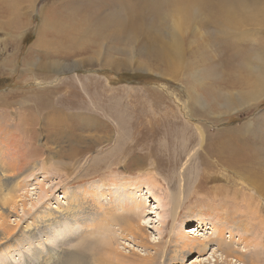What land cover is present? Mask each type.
Returning <instances> with one entry per match:
<instances>
[{
    "label": "rangeland",
    "instance_id": "obj_1",
    "mask_svg": "<svg viewBox=\"0 0 264 264\" xmlns=\"http://www.w3.org/2000/svg\"><path fill=\"white\" fill-rule=\"evenodd\" d=\"M5 1L0 0V113L5 114L0 115V124L16 126L28 120L33 105L56 84L63 94L70 80L76 91V97H68V105L54 98L58 111L55 120L66 117L63 113L58 118L60 111H68V127L46 119L47 110L41 108L37 122L35 117L30 123L26 121L27 131L37 129L31 131L35 138L30 139V134L24 137V144L26 138L30 139L39 151L29 156V165L17 178L21 187L14 194L27 203L29 213L37 214L57 205L65 208L73 191L87 194L86 197L90 192L101 212L96 218L91 215L70 220L60 216L49 235L62 238L67 234L72 238V233H76L75 237L90 233L86 223L107 221L102 213L108 206L128 202L139 206L129 204V210L118 208L116 214L143 221L149 240L169 242L179 227L182 232L195 231L197 214L204 210L198 203H212L213 199L223 204L226 200L219 189L231 188L235 195L229 202L235 203V224L253 225L248 234L251 244L241 243L235 233H225V239L232 242L229 246L246 251L245 258L255 261L250 255L258 252L264 264V94L262 91L260 97L253 98L259 88L249 81L253 78L247 68H254L258 58L264 56V0H36L35 5L30 0L33 8L25 6L27 0L15 11L7 7L9 0ZM71 10L81 15L89 12L91 24L76 25ZM227 10L241 20L246 12L250 19L236 29L224 17ZM254 10H258V15L252 13ZM243 29H249V34L240 38L238 33ZM64 60L68 67L42 70L43 62L65 63ZM89 85H94L93 89ZM83 88L89 89L88 97ZM105 89H109L105 96H111L106 102L109 114L102 108L105 101L97 99V91ZM116 99L120 109L114 105ZM4 100L9 105L3 106ZM115 112L119 119L116 114L113 117ZM82 113L91 114L92 121L84 123ZM197 127L203 135L202 144ZM153 137L173 141L153 147ZM215 140L222 145L215 144ZM215 145H220L221 151ZM25 148L23 151L27 152ZM233 152L240 156L232 157L229 164L222 160V156L231 157ZM141 159L143 166L133 164ZM249 181L263 188V192L259 194ZM172 191H181L182 204L174 221L167 203ZM35 201L40 202L37 209H30ZM248 204L255 209L253 216L248 214ZM21 208L18 207V215L30 221L32 214L23 215ZM228 208L233 209V204ZM189 214L191 218H187ZM16 219L15 214H9L11 224ZM186 219L191 222L185 224ZM203 220L205 225L194 235L198 232L201 239H210L214 230L208 219ZM106 225L95 228L99 232L97 241L111 236L121 251L133 249L138 255L146 254L120 232L118 224ZM38 236L33 248L40 244L38 247L45 252L44 244L52 245V239ZM167 248L169 252L170 246ZM100 253L107 260V252ZM210 253L211 249L203 256L194 255L183 264L202 263ZM9 259L21 261L22 255L14 252ZM156 262L162 264V258Z\"/></svg>",
    "mask_w": 264,
    "mask_h": 264
},
{
    "label": "bare ground",
    "instance_id": "obj_2",
    "mask_svg": "<svg viewBox=\"0 0 264 264\" xmlns=\"http://www.w3.org/2000/svg\"><path fill=\"white\" fill-rule=\"evenodd\" d=\"M26 1L27 0H9V2L7 4L8 5L7 7H10V8H12L15 11L17 5L21 4V6H22V4H25ZM33 1H34V5H35L36 0H33ZM32 3L33 2H31L29 0V2L27 4H25V6L27 7V5H28L29 7L33 8L34 5ZM257 4H258V1H257ZM260 4H261V2H260ZM136 5H137V3H136ZM133 6H134V4H133ZM248 6H250V5H248ZM248 6H247V9L249 10L250 7H248ZM26 7H25V9H26ZM130 7H131V5H130ZM221 7L222 6L220 5L219 6V10L220 11H222ZM131 9H132V7H131ZM133 9H134V7H133ZM251 9H252V7H251ZM243 10H245V9H243ZM229 11L227 10L226 12H224L225 13L224 17H226L227 23L228 22L230 23L229 26L236 27V29H241L243 27L244 23L247 22V20L250 19V15H248L246 12H244L242 14L243 17H242V20H241V19L236 18L235 15L234 16L231 15L233 13H231ZM71 12H72V16L75 17L76 25L78 23H80V26H82L84 23H87V22L90 23L93 20L91 14L88 15L89 12H87V14H85V15H81V13L78 12L77 10H71L70 13ZM129 13H131V12H129ZM252 13L258 15V10H254ZM115 15L116 14H114L113 16L115 17ZM132 16H133V13H132ZM122 17H121V19H122ZM126 17H129V16H126ZM260 22L261 21H259V23ZM175 25H177V23H175ZM80 26H78V27H80ZM130 27H131V25H130ZM115 28H118V27H115ZM241 32L242 33H238V37L243 38L244 35L246 36L247 34H249V29L248 30L247 29H243V30H241ZM121 34L124 35V33H121ZM126 35H128V33H126ZM172 36H175V34L172 33ZM3 62L5 64V61H3ZM39 62H40V60H39ZM27 66H28V64H27ZM68 66H69V64L67 65L66 61H65V63H60L58 61L57 62H47L46 61V62H43V64H42V70H43V68L50 69L52 67V69H55L57 71V70H61L62 68L68 67ZM247 68L249 70H251L252 78H253L252 81L250 80V78H248L249 81L253 85H256V86L258 85L257 88H259L258 89L259 91H258V93L256 95H255V93H253L254 94L253 98H258V97L261 96L260 92L263 91V94H264V56L261 55V57L258 58V62H257L256 66L254 68H252L250 65H247ZM30 72H32V71H30ZM245 73L247 74V72H245ZM242 78H244V77H242ZM56 80H57V78H56ZM73 86L74 85H73V83L70 80L67 81V89H64L63 90L64 93L61 94L62 90H60L59 89L60 86H57V84H56V86H54L53 88H51L47 92L45 91L46 93L41 98V100L39 99L40 101H37L33 105V107H32L33 110H31L32 108L28 109L29 111L31 110L30 111L31 115L28 116V120H23L21 123H19L16 126L9 125L7 123H3V124L1 123L0 124V264H158L156 262V260H158V258H162V264H183V263H185V261H187L189 258H191L194 255H197L198 257L203 256L205 253H207V251L209 249H211V253L209 254V257L207 259H205L204 261L202 260L203 261L202 263L199 262V264H259L257 262H260V264H261V257H259L257 255L258 252L253 251V255L256 252L255 255L254 256L250 255L251 257H253L255 259V261L252 258H245V255H246L245 252L246 251H239L238 249H235L232 246H229V245H231L232 242L225 239V233H229L231 236H234V233H235L237 236H239L238 240H240L241 243L248 244V245L251 244L250 243L251 239L248 236V234H249V231H250L249 227H253V225L251 224V226L249 225V226L245 227L244 225L241 226V225H238V224L236 225L235 224L236 223V218H235L236 211L234 209L235 208V203H234V201L233 202L232 201L229 202V199H231V198L234 199L233 196L235 195V193L233 192V190L231 188H220L219 189V192L223 190V192H221L223 194V195H221V197L224 198V200H226V202H224L223 204L222 203H216L213 199L211 200L212 203L211 202L205 203L204 199H202V200H204L203 203H198L200 206H204V210L199 211L198 214H197L200 219L198 218L197 221H196L197 222V228L195 229V231H198V230L201 231L203 224L205 225V221L203 219H208L210 221V224L212 225L213 230H214V236L212 238H210V239L209 238L208 239H203V238L201 239L198 236V232L194 235V232H195L194 230L185 232L184 229H183V232H182V230L179 227V228H177L178 229L177 233L174 234V236L172 235L173 236L171 238L172 240H170L169 242L151 241V240H149L148 235H146V233H145V227L143 225V221H141L142 223L139 220L137 221V219L135 221L134 220L135 219L134 216H133L134 219H131L133 217H124L123 214L119 213L121 215V217H120V215L116 214V211H117L118 208H122L125 211L129 210L130 209L129 204L131 205V207L139 206L137 203H128V202H126L124 204H120L119 203L120 206H119V204H117V206L115 205L116 207L111 203L112 206H114L115 208H113L112 206H110V208L108 206V209L105 208L107 210H104L102 215H103V217L107 218V221L102 222V220L100 219L101 222L98 221L95 224H91V223H93V221L91 223H86L87 228H91V232L90 233L87 232L86 234H83L82 236L80 235V237H75L74 234H76V233H72L71 234V235H73L72 238L75 237L73 240H72V238L67 237L68 236L67 234L64 235V237H62V238H59L58 235H56V236L49 235V232L52 229L55 228L54 226H56L57 223H59V220L61 218L60 216L66 218V219L68 218L70 220H75L77 217H84V216L85 217H87V216L90 217L91 215L94 218H96V216H98V214L101 213V212H98V210H97V207H99V205L93 201L91 196H89V195H91L90 192H89L88 196L86 197L87 194L83 193L82 195H77V194H75L76 192L73 191L72 195L70 196V199H68V201L66 203L67 206L65 208H63V206H61V205H57L55 207H52L53 209L50 208V210L38 211L37 214H35L36 211H34L33 214L29 213L30 211H29V209L27 207L28 206L27 203H25L24 201H21V199H19L21 197H18L17 195L14 194V191L17 189V187H21L20 186L21 184H20V182H18L19 180H17V178L21 174L22 170L29 165V156L33 155L34 153L39 151V150H37V151L35 150V148L33 147L34 142L32 143V141L30 140L35 134V133L31 132V131H35L37 128L35 130H31V129L29 130V128H31V127H29L28 128L29 131H27L26 130L27 127L25 126L26 121L28 123H30V122H32L34 120V117H35L36 118L35 121L37 122L38 121L37 116L39 115V114L37 115V113H38L39 110L42 109V110H47L46 113H45V118L46 119L49 117L52 122H55L56 124L60 123L61 125L63 123H65V124H67V127H68V123L70 122V119H68V116H67L68 111H60L61 114L58 115V118L63 113L66 114V117L64 119H62V120H58V119L55 120L56 114H57L58 111L55 110L56 106H55V101H54L55 99L54 98L56 96V98L62 99L63 102H65V104L68 105L67 103H70V102L67 101L68 97H70V99H73L74 97H76V91H74L75 89L73 88ZM89 86H90L89 88H91V89H93V87H94V85L93 86L89 85ZM88 90H89L88 88H83V92L86 95L87 94L89 95ZM108 90L109 89H105L102 92L97 91V94H98L97 99L105 101V102L103 101L104 103H103L102 108L104 109L103 111H105V112H107L109 114L108 109H106L107 108L106 102L108 101V98L111 97V96H109V95L105 96L107 94ZM253 91H251V92H253ZM17 92H19V91H17ZM35 92H37V91H35ZM245 92H246V90H245ZM245 94H244V97H245ZM27 95H29V94H27ZM41 95H42V92L40 94V97H41ZM88 95L86 97H88ZM112 95H116V94L112 93ZM83 97H85V96H83ZM4 101L5 102L2 101V103H3L2 105L3 106L9 105V102H7L6 100H4ZM8 101H9V99H8ZM239 101H240V99H239ZM31 102L33 103V101H31ZM239 103H241V102H239ZM76 105H77V103H76ZM114 105L118 108L119 105H120V102H118V100H117V102H114ZM122 105L123 104H121V107H122ZM231 106H233V104ZM22 108H24V107H22ZM93 108H94V106H93ZM201 108H202V106L200 107V109ZM225 108H227V107H225ZM119 109H120V107H119ZM195 110H196V108H195ZM149 111L147 113L148 116H149ZM192 111H194V109ZM2 114L5 115L4 113H0V115H2ZM20 114H22V113H20ZM32 114H35V115L33 116ZM115 114L117 115V118L119 119V113L115 112L113 117H115ZM193 114H194V112H193ZM73 115H75L74 112H73ZM195 115H196V112H195ZM23 116H25V115H23ZM82 116H83V122L84 123H88V122L92 121V119H93L91 114L82 113ZM0 120H2V119L0 118ZM93 122H95V121H93ZM172 123H174V122H172ZM32 125H30V126H32ZM27 126H29V125H27ZM21 127H25V129L22 130V129H20ZM198 130L200 132V136H199L200 137V143L202 144V140H203L202 136L203 135H202V132H201V130L199 128H198ZM240 132L242 133V131H240ZM178 133H181V132H178ZM17 134H19V135H17ZM28 134H30L31 137L29 135L30 139L27 140V138H26V141H25V144H24V137L27 136ZM196 134H197V132H196ZM198 135H199V133H198ZM209 136L210 135H208L207 137L210 138L212 135L210 137ZM17 137H18V139H17ZM34 138H35V136H34ZM186 138H188V137H186ZM224 138H225V136H224ZM231 138H232V136H231ZM216 139H218V138H216ZM150 141H152V143L154 145L153 147L158 146V145H160V146L161 145H166L167 146L169 143H172L173 139L171 138V139L167 140L166 138H162V137H160L159 139H157L156 137H153L152 140H150ZM228 141L230 142V139H228ZM186 142H187V140H186ZM216 142L217 141L215 140V144H216ZM198 143H199V141L197 142V144ZM217 143H219V142H217ZM225 143H226V140H225ZM183 144H184V142H183ZM219 144L222 145L221 143H219ZM24 145L27 148V152L23 151L25 147L22 149V146H24ZM220 145H219L218 148L215 145L217 150H219V151H221V146ZM184 146H186V145H184ZM26 148H25V150H26ZM182 150H183V148H182ZM173 152H175V151H173ZM116 153L117 152H115V154ZM169 153H170V150H169ZM179 154H180V152H179ZM158 155H159V153H158ZM177 155H178V153H177ZM232 155H231V157H224V158L222 156V160L229 164L233 160L232 157L240 156V153L237 152L235 154L233 152ZM143 159H141V161L137 160L136 163H133V164H135L137 167L138 166L141 167V166H143L145 164ZM107 162H111V161L107 160ZM258 177H260V176H258ZM252 181H249V183L252 182ZM250 185L255 187L259 194H261V192H263V188H261L257 184H254V182L250 183ZM43 190L44 189L42 188V192H43ZM170 193L171 194L168 195L169 199H168L167 203L170 205V213H171V216H172V220L174 221L176 214H178L179 206L182 205L181 204V200H180L181 191H178V192H173L172 191ZM100 194L103 195V191H101ZM94 195H95V193H94ZM250 195H252V194H250ZM20 201H21V203L19 205ZM246 201H247V199H246ZM39 203H40L39 201H35L34 204H30L29 203L30 204V209L31 208L37 209V206H38ZM209 204H211V205H209ZM232 204H233V209L228 208ZM19 206H20V208L22 207L21 208V211H22L21 213H23V215L27 214L29 216V215L32 214V217L30 218V221L24 220L23 216L20 217L18 215L19 214L18 213V207ZM246 207L248 208L249 216L250 215L253 216L252 214H254L253 212H254L255 209L251 208L252 206H250L249 204ZM260 208H261V206H260ZM257 211L261 212V209L260 210L257 209ZM152 212L155 213V211L151 210V213ZM9 214H12V215L15 214V216H17V219L15 220V224H11L10 223ZM260 215L261 214H259V216ZM191 216H192V214H189L187 218H191ZM259 218H258V222H261L259 220ZM188 220L189 219L185 220V222H186L185 224H188V223L191 222V221H188ZM108 222H112L113 224H118L120 232L123 235H125V237H128V238L130 237L131 241H133V243L135 245H137L138 247L143 248L146 251V254L144 253V255H138V254H136L133 251V249L129 250V251H125V252L121 251L120 248H118L119 246L115 247V245H114L115 241H113V238L111 236H110L111 238L110 237H106L105 239L103 238V240L97 241L96 237H99L98 236L99 232L95 231V228H98V230H99V229L103 228L104 226H108V225H106V224H108ZM240 223L243 224L244 221L240 219ZM159 230L160 229L158 228V231ZM109 231H110V229H109ZM100 232H103V231H100ZM190 232L192 233V235L189 236L188 234ZM39 234L45 235V236L49 235V237L46 236V239H47V237H48V239L49 238L52 239V242H51L52 245L44 244V248H46L45 252H43V250H44L43 248H42L43 249L42 250V249H40V247H38V246H40V244L39 245H35L36 247L33 248L34 240L39 239V236H38ZM91 237H92V239H91ZM63 239H66V240L60 242ZM153 240H155V239H153ZM49 241H48V243H49ZM74 242H76V243H74ZM77 246H80V248L75 249ZM168 246H170L169 252L166 251L168 249L167 248ZM25 249H27V251H25ZM102 251H106L107 252V260L100 253ZM14 252H18L19 255L20 254L22 255V260L21 261L19 259H17L18 261H12V260L9 259L10 257L13 256ZM247 260H249V261H247Z\"/></svg>",
    "mask_w": 264,
    "mask_h": 264
}]
</instances>
